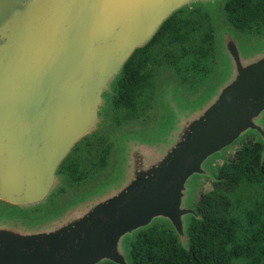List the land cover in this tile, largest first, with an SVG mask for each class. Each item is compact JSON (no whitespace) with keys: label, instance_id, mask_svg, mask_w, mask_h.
I'll return each mask as SVG.
<instances>
[{"label":"water","instance_id":"obj_1","mask_svg":"<svg viewBox=\"0 0 264 264\" xmlns=\"http://www.w3.org/2000/svg\"><path fill=\"white\" fill-rule=\"evenodd\" d=\"M226 0H0V264H134L138 234L164 226L189 250L215 163L247 137L264 161V30L245 33ZM207 14L214 64L199 83L172 66L146 118L112 127L134 54L182 10ZM110 134L106 165L71 185L82 140Z\"/></svg>","mask_w":264,"mask_h":264},{"label":"trees","instance_id":"obj_2","mask_svg":"<svg viewBox=\"0 0 264 264\" xmlns=\"http://www.w3.org/2000/svg\"><path fill=\"white\" fill-rule=\"evenodd\" d=\"M228 20L245 33L264 30V0H226ZM206 21L207 28L199 37V25ZM207 14L198 9L182 10L169 18L154 39L134 52L127 62L124 75L118 83L113 100L114 111L125 109L133 115L146 113L154 95V75L148 71L152 47L164 48L162 62L170 64L185 84L193 86L202 81L214 64L213 28ZM113 111V110H112ZM99 141L102 144L97 161L92 163L101 170L106 165L112 144L105 137L94 136L81 143ZM263 146L253 136L247 137L231 157L215 168L216 180L198 196L196 207L201 220H192L189 226V250L184 249L171 230L154 226L138 234L131 245L134 264H231L244 258L247 264H264V161ZM73 153L65 160L62 171L67 173L71 185L89 177L82 170ZM257 185L260 196L249 206L234 214L231 193L241 185Z\"/></svg>","mask_w":264,"mask_h":264},{"label":"rangeland","instance_id":"obj_3","mask_svg":"<svg viewBox=\"0 0 264 264\" xmlns=\"http://www.w3.org/2000/svg\"><path fill=\"white\" fill-rule=\"evenodd\" d=\"M210 24V22H209ZM207 28L206 21L202 22L201 25H199V29L197 31V36H201ZM175 45H169L167 43L161 45H155L152 47V54H151V61L148 67V71L154 75V78L157 74V72L163 67V66H170V64L162 62L161 59V52L164 50V48L168 49H174ZM200 82V81H199ZM198 82V83H199ZM197 84V83H196ZM189 85V84H188ZM195 85V84H194ZM154 97V95H153ZM153 98L151 100L149 109L146 110V113H140L137 115H133L131 111H127L125 109L112 111L111 115V126L117 127L126 123H129L134 120L143 119L146 118L150 112L151 104H152ZM98 137H105L110 143V134H103ZM112 144V143H111ZM102 149V144L99 141H92L91 143H81L78 147V149L73 153V156L78 159L80 163V167L82 170H85L88 172L89 177L86 178V181L91 180L94 178L101 169L93 164V161H97V156L100 154V151ZM111 149V148H110ZM231 153L229 152L227 158L231 157ZM108 157V156H107ZM220 162L215 163V168ZM211 187L210 182L204 183V188L208 189ZM260 196V187L257 185H239L236 190L231 193L230 197L231 200L234 202V214L240 215L241 209L245 206H249L251 202ZM231 264H247L246 259L240 258V259H234Z\"/></svg>","mask_w":264,"mask_h":264}]
</instances>
